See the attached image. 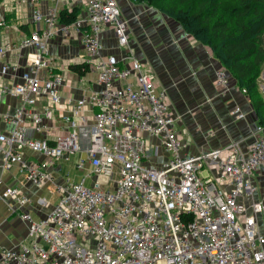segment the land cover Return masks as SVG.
Masks as SVG:
<instances>
[{"label":"built area","instance_id":"2783aa9c","mask_svg":"<svg viewBox=\"0 0 264 264\" xmlns=\"http://www.w3.org/2000/svg\"><path fill=\"white\" fill-rule=\"evenodd\" d=\"M15 1L32 9L35 27L0 43V122L10 127L0 133V170L20 167L26 183L58 201L41 218L24 211L28 242L3 248L0 264H264L263 127L256 125L246 147L232 142L187 153L191 145L178 132L181 116L166 90L128 54L129 23L117 0H75L67 10H82L71 25L60 23L62 0L45 13L47 0ZM7 9L2 3L0 29L9 28ZM109 29L119 54L105 55ZM74 32L86 54L78 64L90 66L97 87L69 97L65 126L56 130L66 82L50 48ZM215 78L220 87L231 83L224 67ZM5 97L18 105L2 113ZM233 114L246 119L239 108ZM26 149L43 160L27 161ZM71 156L77 171L89 173L58 183L53 169ZM0 197L12 208L34 204L20 187ZM50 206L45 197L35 205Z\"/></svg>","mask_w":264,"mask_h":264},{"label":"crops","instance_id":"0c3cea01","mask_svg":"<svg viewBox=\"0 0 264 264\" xmlns=\"http://www.w3.org/2000/svg\"><path fill=\"white\" fill-rule=\"evenodd\" d=\"M121 1L127 2V0ZM4 2L5 6L9 8L5 11L9 28L0 29V43L19 40L22 33L29 34L35 27L30 18L31 8L26 6H17V8L15 0H4ZM74 3H76L75 0H62L61 11L71 9ZM54 6L55 3L52 0H47L40 9L45 13ZM81 10L80 8V12ZM122 14L129 23V49L131 50H128V54L143 64L146 71L154 74L158 91L166 90L171 104L175 106L177 101H184L180 107L185 112L178 111L181 123L177 127L183 138L184 127L188 131L184 139L189 141L191 147L187 153L193 154L209 148L222 147L232 142H243L246 147L251 142L250 138L256 127V121L252 118L254 111L249 107L251 104L248 96L236 86L235 82L230 83L227 87H220L217 84L215 72L222 67L218 62H215L211 50L181 31L175 21L163 16L157 18L155 14L153 18L150 11L145 8L139 9L132 5L127 7L125 3ZM131 18L133 28L130 27L129 20ZM12 20H14L13 24H11ZM104 33L105 55L119 54L120 50L117 49L113 30L109 29ZM50 51L56 72L63 73L66 82L62 91L63 106L55 111V129L62 130L65 126L63 119L69 113L67 104L69 97L79 98L84 94V91L87 92L89 86H93V89L97 86L93 75L80 77L70 70L71 65H78L86 56L82 45V34L74 32L66 38L57 37L52 41ZM263 76L264 72L261 73L260 82V91L264 96ZM16 105H18V100L5 97L1 111L2 113L13 111ZM235 108L241 109L246 115V119L237 121L233 114ZM89 114L93 121L94 114L92 112ZM9 129L10 127H6L0 122V133ZM30 136H34V133H30ZM24 154L25 159L29 162L43 160L41 155L32 153L28 149L24 151ZM80 157H85V153H82ZM65 159L57 162L53 169L58 183H62L66 178V176L63 178L61 174L63 171L61 164ZM165 159L163 158V160ZM160 162L153 159L151 163L157 165ZM0 181H3L0 185V194L8 187H20L34 203V207L29 206L23 210L19 207H10L0 197L1 252L3 248H16L20 243L28 242L27 224L21 219L24 211L31 212L36 218L44 217L51 212V208L58 199L51 195L47 189H40L26 183L18 166L9 172L0 170ZM92 184L93 180L91 186ZM52 188L51 186L50 189ZM44 197L50 201V208L35 207L37 200Z\"/></svg>","mask_w":264,"mask_h":264},{"label":"trees","instance_id":"16d2710c","mask_svg":"<svg viewBox=\"0 0 264 264\" xmlns=\"http://www.w3.org/2000/svg\"><path fill=\"white\" fill-rule=\"evenodd\" d=\"M4 0H0V6ZM143 3L174 20L189 36L207 46L215 62L224 67L241 90H245L264 129V96L260 91L264 69V0H130ZM80 8L60 13V23L77 21ZM80 77L90 73L86 63L71 65Z\"/></svg>","mask_w":264,"mask_h":264},{"label":"rangeland","instance_id":"374dc122","mask_svg":"<svg viewBox=\"0 0 264 264\" xmlns=\"http://www.w3.org/2000/svg\"><path fill=\"white\" fill-rule=\"evenodd\" d=\"M118 2H119V5H120V7H121V9H123V7H124V5H125V3H126V6L127 7H129V6H135V7H137V8H139V9H141V8H145L146 10H149L150 11V13L152 14V16L155 14L156 15V17L158 18V16L159 17H161V16H163V17H166V18H168V19H170L169 17H167L166 15H164V14H161V13H159L158 11L156 12L155 10H153L151 7H149V6H147V5H145V4H143V3H140V4H136V3H132L130 0H127V2H125V3H123L121 0H117ZM128 12V11H127ZM127 15H129V13H127ZM153 18H154V16H153ZM129 20V19H128ZM131 20H132V18L129 20V22H130V27L131 28H133L132 26H131ZM171 20V19H170ZM172 21H174V20H172ZM13 22H14V20H12L11 21V24H13ZM179 28H180V26H179ZM180 30L182 31V29L180 28ZM263 72H264V70H263ZM262 72V73H263ZM70 76V75H69ZM264 77V76H263ZM264 82V81H263ZM212 100V99H211ZM205 102H207V101H205ZM184 104V101H177L176 102V104H175V106L173 105V104H171L172 105V108H173V111H174V115L176 116V115H179V112L181 111V112H185L180 106L181 105H183ZM250 105V104H249ZM250 107V109H252V107H251V105L249 106ZM179 111V112H178ZM252 113H253V111H252ZM252 118L256 121L257 120V118H256V116H255V113H253L252 114ZM181 121V119H179V121H178V124L179 123H181L180 122ZM188 133V131H187V129H186V127H184V138H186V134ZM62 167H63V171H62V177L63 178H65V176L67 177H70L71 179H74L75 181H77V182H80V181H82V179H83V177H85L86 175H88V173H89V171L86 169L85 171H81V172H79V171H77V169H76V165H77V158H75L74 156H71V157H69V158H66L65 160H64V162H62ZM202 175H204V176H206V173L204 172ZM91 182H92V179H88L87 180V185L88 186H91ZM52 195V194H51ZM51 197V196H50ZM52 203L54 202V201H51Z\"/></svg>","mask_w":264,"mask_h":264}]
</instances>
